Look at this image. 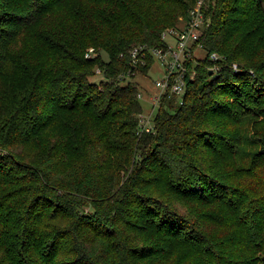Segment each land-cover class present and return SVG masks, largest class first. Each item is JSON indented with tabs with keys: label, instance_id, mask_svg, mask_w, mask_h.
<instances>
[{
	"label": "trees",
	"instance_id": "1",
	"mask_svg": "<svg viewBox=\"0 0 264 264\" xmlns=\"http://www.w3.org/2000/svg\"><path fill=\"white\" fill-rule=\"evenodd\" d=\"M195 2L0 0V264H264V0H206L153 130L125 79Z\"/></svg>",
	"mask_w": 264,
	"mask_h": 264
},
{
	"label": "built area",
	"instance_id": "2",
	"mask_svg": "<svg viewBox=\"0 0 264 264\" xmlns=\"http://www.w3.org/2000/svg\"><path fill=\"white\" fill-rule=\"evenodd\" d=\"M203 3V0H202ZM201 0L195 2L183 21L181 27L167 28L161 33L163 45L156 47H146L145 45L134 46L130 51V62L133 67L138 63H144V56L148 51L149 55L155 60L160 67L161 77L154 81L155 91L150 96L151 107L147 114L140 112L138 114V124L141 130H153V110L157 109L163 96L175 95L178 102L182 103V96L186 88V79H192L195 76L194 68H188V63L193 62L192 50L195 46H201L199 38L202 29L206 23L205 15L202 11ZM96 53L93 48H89L85 57L90 58ZM209 57L219 58L212 53ZM236 67V64H232ZM217 67L211 68L212 72ZM99 72V69H97ZM141 98V93H138ZM151 120V126L146 123Z\"/></svg>",
	"mask_w": 264,
	"mask_h": 264
},
{
	"label": "rangeland",
	"instance_id": "3",
	"mask_svg": "<svg viewBox=\"0 0 264 264\" xmlns=\"http://www.w3.org/2000/svg\"><path fill=\"white\" fill-rule=\"evenodd\" d=\"M196 1H198V0H196ZM201 3H202V0H201ZM205 3H206V0H203L202 7L206 6ZM184 19H185V16H179L175 25H172L168 28H171L173 26L174 27H181L183 25ZM201 46L193 47V50L191 52L193 64L196 63V60L202 59L205 56V51L202 49ZM212 53H215L216 55H218L219 56L218 59L223 57L222 55H220V53L219 54L216 52H212ZM146 55L147 56L149 55L148 51L146 52ZM149 57H150V55H149ZM151 59H152V57H151ZM209 59L216 60L217 58L214 59V58L209 57ZM144 63H145V61H144ZM233 64H235V63H233ZM211 68L215 69L216 65H213V67H211ZM159 71H160V67L158 66L157 62L155 60H153L152 63L150 64V67L148 68V71L146 72V74H139L136 72V73H131V76H127L125 78L126 80L133 81L137 84L138 93H141V98L139 100H140V103L143 107V110H144L143 113L144 114H147L148 111L150 110V107H151L150 96H152L153 92L155 91L154 81L161 77V73ZM97 73H98V71H97ZM100 75H101V73L96 74L97 80L101 78ZM152 112H153V114H155L156 109L153 110ZM146 125L148 127L151 126V120H148Z\"/></svg>",
	"mask_w": 264,
	"mask_h": 264
},
{
	"label": "water",
	"instance_id": "4",
	"mask_svg": "<svg viewBox=\"0 0 264 264\" xmlns=\"http://www.w3.org/2000/svg\"><path fill=\"white\" fill-rule=\"evenodd\" d=\"M209 73L211 74L212 73V70H210Z\"/></svg>",
	"mask_w": 264,
	"mask_h": 264
}]
</instances>
